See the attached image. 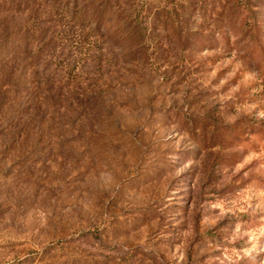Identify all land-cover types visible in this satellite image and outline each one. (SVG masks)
Masks as SVG:
<instances>
[{
    "label": "rangeland",
    "instance_id": "1",
    "mask_svg": "<svg viewBox=\"0 0 264 264\" xmlns=\"http://www.w3.org/2000/svg\"><path fill=\"white\" fill-rule=\"evenodd\" d=\"M144 1L0 0V264H264V0Z\"/></svg>",
    "mask_w": 264,
    "mask_h": 264
},
{
    "label": "trees",
    "instance_id": "2",
    "mask_svg": "<svg viewBox=\"0 0 264 264\" xmlns=\"http://www.w3.org/2000/svg\"><path fill=\"white\" fill-rule=\"evenodd\" d=\"M93 2H95V0H92ZM101 1V0H100ZM114 2H116L117 0H113ZM129 1L130 0H122V3L123 4H128L129 3ZM141 2H145L144 0H140ZM132 2V1H131ZM100 3V2H99ZM118 3V2H117ZM117 3H116V5H117ZM109 7V6H108ZM112 8H113V6H112ZM101 11V10H100ZM163 10L162 9H159V8H157V7H155L153 10H152V12H151V15L153 16V19H157L158 20V18L161 16V15H163V13H161Z\"/></svg>",
    "mask_w": 264,
    "mask_h": 264
}]
</instances>
